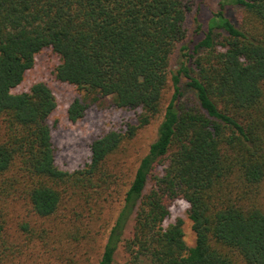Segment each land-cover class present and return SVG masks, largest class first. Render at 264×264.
Returning <instances> with one entry per match:
<instances>
[{"label": "trees", "instance_id": "trees-1", "mask_svg": "<svg viewBox=\"0 0 264 264\" xmlns=\"http://www.w3.org/2000/svg\"><path fill=\"white\" fill-rule=\"evenodd\" d=\"M195 4L0 0V264H18L22 254L5 238L7 203L22 200L48 217L69 190L86 211L107 201L117 179L109 158L156 116L168 82L173 92L156 137L96 263L113 264L121 245L127 264L143 257L149 264H264V0H218L206 28L198 26L197 37L184 43ZM47 48L58 57L56 80L78 90L69 121L102 97L141 110L125 129L95 137L89 161L73 171L55 162L50 87L37 81L13 91ZM177 199L189 205L191 246L180 217L164 225Z\"/></svg>", "mask_w": 264, "mask_h": 264}, {"label": "rangeland", "instance_id": "rangeland-1", "mask_svg": "<svg viewBox=\"0 0 264 264\" xmlns=\"http://www.w3.org/2000/svg\"><path fill=\"white\" fill-rule=\"evenodd\" d=\"M218 0H196L198 10H192L187 17V39L197 37V27L206 28L211 13L217 9ZM179 51L172 57L171 67L175 68ZM176 62V63H175ZM58 57L51 49H44L35 56L33 67L26 71L22 82L14 92L27 91L37 81L46 83L52 90L57 106L48 118L51 126L52 142L55 147V162L67 171L82 168L90 158L91 141L110 129L123 130L128 123H135L140 108L126 109L115 107L110 97H102L88 105L83 117L71 122L66 117L69 103L79 97L74 85L56 80L54 68ZM173 89L168 82L162 92L160 110L145 126L139 128L133 138L123 142L121 148L108 160L110 168L117 174L114 190L107 201L96 208L86 211L69 190L60 203L58 210L51 216L40 217L33 213L22 200H12L5 210V238L15 243L22 251L18 264H97L109 227L121 207L122 198L133 177L139 159L147 152L149 144L155 139L157 127L162 119ZM185 92L183 96H192ZM160 172V169L158 170ZM188 203L183 199L175 200L170 208L164 225L181 218L184 240L187 245L194 243V233L187 216ZM27 225L28 231L22 226ZM131 218L123 233V238L131 236ZM127 254L120 245L115 252L113 264H127ZM145 257L135 264H149Z\"/></svg>", "mask_w": 264, "mask_h": 264}]
</instances>
